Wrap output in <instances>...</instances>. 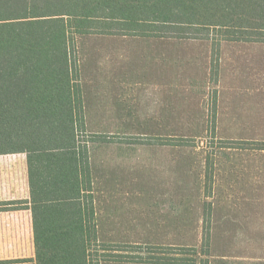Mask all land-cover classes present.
Returning a JSON list of instances; mask_svg holds the SVG:
<instances>
[{
    "label": "rangeland",
    "instance_id": "obj_1",
    "mask_svg": "<svg viewBox=\"0 0 264 264\" xmlns=\"http://www.w3.org/2000/svg\"><path fill=\"white\" fill-rule=\"evenodd\" d=\"M202 35L209 40L77 35L71 43L89 101L85 131L103 137L88 145L97 238L137 246L114 264L188 259L179 248L199 253L203 225L208 264H264V151L254 144L264 143V42ZM24 220L0 219V262L34 258Z\"/></svg>",
    "mask_w": 264,
    "mask_h": 264
},
{
    "label": "trees",
    "instance_id": "obj_2",
    "mask_svg": "<svg viewBox=\"0 0 264 264\" xmlns=\"http://www.w3.org/2000/svg\"><path fill=\"white\" fill-rule=\"evenodd\" d=\"M209 32L223 41L263 43L264 0H0V155L25 154L34 248L31 260L0 264L118 263L126 257L117 252L137 247L120 250L97 238L88 145L103 137L85 131L75 36L209 40L202 35ZM168 139V146H189L188 139ZM254 144L264 151V143ZM212 159L205 158V193ZM204 206L206 224L211 204ZM210 237L203 225L199 253L179 248L192 252L188 259L139 262L195 264L199 254L208 264Z\"/></svg>",
    "mask_w": 264,
    "mask_h": 264
},
{
    "label": "crops",
    "instance_id": "obj_3",
    "mask_svg": "<svg viewBox=\"0 0 264 264\" xmlns=\"http://www.w3.org/2000/svg\"><path fill=\"white\" fill-rule=\"evenodd\" d=\"M102 36H108V35L103 34ZM113 37H119V36H113ZM121 38L124 40L127 39L126 37H121ZM138 40L140 42L143 41V39L141 38H138ZM155 40L162 41L164 39H155ZM112 41L115 42L114 40ZM112 67L114 69V66ZM80 85H81L82 98H83L82 104L84 108V120L86 121L87 117L85 114H87L89 109V106L86 103H88L89 101L85 97L84 81L81 80V77H80ZM27 183H28V177H27V164H26L25 154L1 155L0 156V219L2 221L4 216L13 219L21 217L25 219L24 220L25 223L23 224V226L26 225L27 227L28 226L31 227V213L29 211L30 195H29V186ZM5 203H14V204L9 206H3L2 204ZM94 212L97 223V221L99 220L98 219L99 215L96 207ZM5 225L10 226L11 224L7 223ZM107 264H114V263H107Z\"/></svg>",
    "mask_w": 264,
    "mask_h": 264
}]
</instances>
